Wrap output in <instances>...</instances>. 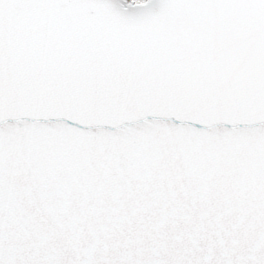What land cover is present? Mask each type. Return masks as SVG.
<instances>
[{"label":"snow or ice","instance_id":"1","mask_svg":"<svg viewBox=\"0 0 264 264\" xmlns=\"http://www.w3.org/2000/svg\"><path fill=\"white\" fill-rule=\"evenodd\" d=\"M0 264H264V0H0Z\"/></svg>","mask_w":264,"mask_h":264}]
</instances>
